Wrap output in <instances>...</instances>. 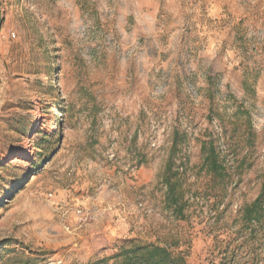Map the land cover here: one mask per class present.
Wrapping results in <instances>:
<instances>
[{"label": "rangeland", "instance_id": "374dc122", "mask_svg": "<svg viewBox=\"0 0 264 264\" xmlns=\"http://www.w3.org/2000/svg\"><path fill=\"white\" fill-rule=\"evenodd\" d=\"M263 182L264 0H0V264H264Z\"/></svg>", "mask_w": 264, "mask_h": 264}, {"label": "trees", "instance_id": "16d2710c", "mask_svg": "<svg viewBox=\"0 0 264 264\" xmlns=\"http://www.w3.org/2000/svg\"><path fill=\"white\" fill-rule=\"evenodd\" d=\"M176 147L177 142L175 141L165 170L163 183L166 187L167 204L174 209V213L184 216V209L189 204V200H185L184 182L180 174V168L173 170ZM201 150L204 157L203 166L206 171L212 174L214 179L226 177L228 174L226 165L221 161L214 145L205 142L202 144ZM243 216L249 224L259 223L264 218V182L261 194L253 204L245 207ZM116 257L122 258L123 264H187L184 257L175 256L164 247L139 245L133 242L128 249H123ZM99 263L107 264L105 260L94 264Z\"/></svg>", "mask_w": 264, "mask_h": 264}]
</instances>
